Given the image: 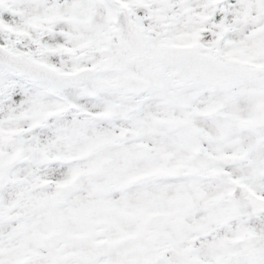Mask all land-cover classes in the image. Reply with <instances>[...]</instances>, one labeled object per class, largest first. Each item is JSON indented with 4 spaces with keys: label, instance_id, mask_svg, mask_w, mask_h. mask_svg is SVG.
<instances>
[{
    "label": "snow or ice",
    "instance_id": "6c2138e0",
    "mask_svg": "<svg viewBox=\"0 0 264 264\" xmlns=\"http://www.w3.org/2000/svg\"><path fill=\"white\" fill-rule=\"evenodd\" d=\"M0 264H264V0H0Z\"/></svg>",
    "mask_w": 264,
    "mask_h": 264
}]
</instances>
